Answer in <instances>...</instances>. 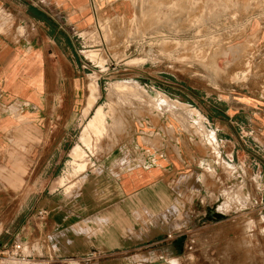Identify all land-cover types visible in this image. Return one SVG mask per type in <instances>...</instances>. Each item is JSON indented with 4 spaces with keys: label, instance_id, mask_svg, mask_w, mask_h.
<instances>
[{
    "label": "rangeland",
    "instance_id": "374dc122",
    "mask_svg": "<svg viewBox=\"0 0 264 264\" xmlns=\"http://www.w3.org/2000/svg\"><path fill=\"white\" fill-rule=\"evenodd\" d=\"M90 6L87 25L67 26L65 19L60 20L68 28L55 37L49 25L54 49L69 60L63 69L49 66V92L64 95L49 100L52 178H40L45 175L41 173L39 179L23 182L22 201L42 204L46 185V191L58 190L55 194L75 188L94 158L131 138L149 119L180 123L196 136L197 150L217 160L214 165L227 174L222 187L213 189L203 179L206 190L193 189L186 196L199 213H205L206 227H197L194 233H205L208 241L223 236V264H264V135L254 127L260 121V104L249 100L251 106H244L239 100L245 94L255 98L261 90L264 97V0H115ZM49 20L56 25V20ZM121 82L140 89L116 90L115 84ZM75 94L81 99H74ZM238 124L246 127L241 133L246 147L242 155L230 154L226 161L222 151L233 145L222 144V132L215 128L223 126L235 144L241 141ZM76 147L81 154L74 155ZM4 215L12 224L14 212ZM100 259L89 253L70 264Z\"/></svg>",
    "mask_w": 264,
    "mask_h": 264
},
{
    "label": "crops",
    "instance_id": "0c3cea01",
    "mask_svg": "<svg viewBox=\"0 0 264 264\" xmlns=\"http://www.w3.org/2000/svg\"><path fill=\"white\" fill-rule=\"evenodd\" d=\"M102 1L115 2L94 0ZM91 4L92 0H0V247L44 236L55 259L96 253L101 259L93 264H196L201 260L223 264V236L208 241L205 233H194L195 228L206 227L205 213H199L186 196L193 189L204 192L203 179L213 189L222 187L227 174L214 165L217 160L197 150L196 136L180 123L149 119L136 127L131 138L94 158L75 188L55 194L58 190L46 191V185L42 204L22 201L23 182L37 180L41 173L45 175L40 178H52L48 175L49 146L54 143L49 141L53 132L49 100L64 95L49 92V66L63 69L69 60L54 49L49 25L53 37L68 28L60 20L65 19L67 26L87 25ZM262 94L263 90L255 98L245 94L239 100L244 106H251L249 100L260 104V121L254 127L264 135ZM74 99L81 97L75 94ZM221 128L215 130L222 132V144L233 145L232 150L222 151V158L242 155L246 140L241 133H246V127L238 124L241 141L235 144ZM204 166L211 173L204 172ZM40 208L48 210L44 222L34 214ZM8 211L14 212L12 224L4 215Z\"/></svg>",
    "mask_w": 264,
    "mask_h": 264
},
{
    "label": "built area",
    "instance_id": "2783aa9c",
    "mask_svg": "<svg viewBox=\"0 0 264 264\" xmlns=\"http://www.w3.org/2000/svg\"><path fill=\"white\" fill-rule=\"evenodd\" d=\"M92 0V5L95 4ZM93 10V8H92ZM37 218L46 220L48 210L40 208L36 210ZM173 238L172 234L167 236ZM72 259H55L49 252L47 239L42 237L32 242H12L10 245L0 247V264H70Z\"/></svg>",
    "mask_w": 264,
    "mask_h": 264
},
{
    "label": "bare ground",
    "instance_id": "6f19581e",
    "mask_svg": "<svg viewBox=\"0 0 264 264\" xmlns=\"http://www.w3.org/2000/svg\"><path fill=\"white\" fill-rule=\"evenodd\" d=\"M91 83H94V82H91ZM92 87V86H91ZM90 87V88H91ZM95 87V86H94ZM124 87H126L127 88V92L128 91H131V92H133V91H139V89H140V87L139 86H137L136 84H133V83H126V82H121V83H117V84H115V86H114V88L116 89V90H120L121 88H124ZM93 88V87H92ZM92 88H91V90H92ZM113 88V89H114ZM95 89V88H94ZM95 90H97V89H95ZM125 92V91H124ZM130 93V92H129ZM93 94H94V90H93ZM96 94V93H95ZM124 94V93H123ZM95 96V95H94ZM93 96V97H94ZM92 99V98H91ZM182 111V110H181ZM186 114V113H185ZM102 115H103V113H102ZM190 115V114H189ZM101 117H103V116H101L100 115V117L98 116V118H99V123L101 122V120L103 119H101ZM189 117H191V116H189ZM97 119V118H96ZM103 121V120H102ZM93 124V123H92ZM97 125V124H96ZM100 125V124H99ZM95 131V130H94ZM87 138H89V137H87ZM86 140V139H85ZM88 140V139H87ZM89 144V143H88ZM84 151V150H83ZM82 153V149L80 148V147H76L75 149H74V155H77V154H81ZM83 156H85V155H83ZM74 158V157H73ZM81 158V157H80ZM74 160H77L76 158L74 159Z\"/></svg>",
    "mask_w": 264,
    "mask_h": 264
}]
</instances>
